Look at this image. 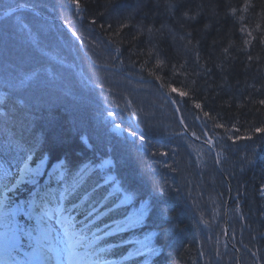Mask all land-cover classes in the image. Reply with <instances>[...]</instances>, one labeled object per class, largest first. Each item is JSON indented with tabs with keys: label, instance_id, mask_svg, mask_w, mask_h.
I'll use <instances>...</instances> for the list:
<instances>
[{
	"label": "trees",
	"instance_id": "trees-1",
	"mask_svg": "<svg viewBox=\"0 0 264 264\" xmlns=\"http://www.w3.org/2000/svg\"><path fill=\"white\" fill-rule=\"evenodd\" d=\"M5 2L40 13L17 10L33 16L29 35L41 47L33 57L32 40L18 45L31 53L23 71L34 60L45 69L48 50L60 47L87 66L81 76L61 70L71 90L37 81L28 87L35 100L14 87L0 100V230L31 188L16 185L20 166L61 159L64 174L49 195L62 194L79 239L92 240L106 264H237L225 241L229 194L227 238L240 264H264V0H0V14ZM55 14L82 40L58 32ZM92 80L120 104L151 105L139 107L137 131L124 107L115 122L122 133L106 125L88 92ZM159 84L218 166L187 140ZM8 86L0 81V90ZM130 136L145 144L133 147Z\"/></svg>",
	"mask_w": 264,
	"mask_h": 264
},
{
	"label": "rangeland",
	"instance_id": "rangeland-1",
	"mask_svg": "<svg viewBox=\"0 0 264 264\" xmlns=\"http://www.w3.org/2000/svg\"><path fill=\"white\" fill-rule=\"evenodd\" d=\"M28 19L32 20L33 17L29 16ZM20 21H22V20H20ZM36 26H37L39 31L46 33V31L44 29V25H37L36 24ZM10 33L12 35H16L17 29L12 26V29H10ZM85 36H88V35H84V37ZM76 37H77V40L72 38V40L75 43H76V41L78 43V41L82 40V37L80 35H76ZM18 38H20V37H17L16 40ZM14 39H15V37L12 39V41L14 42L13 46L16 47L17 43H15ZM71 45H72L71 42H69V47H71ZM31 46L32 45L30 44V47ZM13 52L18 53L21 51H20V49H13ZM57 52L59 54H61V53L64 54L66 52V50L64 48L60 47V48H57ZM2 53H3V51H2ZM32 53L34 54L35 50ZM59 54H57L56 58L62 60L65 63L64 65H62L64 69H72L71 64H74V72H77V74L79 76H81V74L83 75V72H84L83 68L87 66V63H85L83 65V59H82L83 56L82 57L79 56L78 60H76L74 63V61L73 62H71L69 60L67 62L64 61L65 59L62 56H60ZM37 55L41 56L39 51H37ZM51 55H54V53H51ZM73 55L75 56V53ZM0 56H1V54H0ZM52 57H54V56H52ZM3 59L6 63H4ZM47 59H49V58L47 57ZM28 61H29V58L24 57L23 60H21L19 62L20 68H18V67L11 65V60L8 59V57L4 56V54H3L2 59L0 60V70L2 72V75L5 77V80H7V82H10L11 84L17 85L18 83L23 84V83H27V82L32 81V80H36V79H38V77H40L42 80H44L45 77H51L49 75L50 71H48V70L44 69V70H41L38 72H36V70H34L36 67L35 60L31 64H29L28 66L25 67V68H28L29 72L23 71L22 66L25 63H27ZM50 68L52 70V67H50ZM55 68L59 69L58 66H56ZM8 69L12 70L14 72V74L10 75ZM90 73L93 74V77L97 76V73L95 71H92V69L90 70ZM39 74L43 77H41ZM47 75H49V76H47ZM57 77L58 78L60 77L59 74H57ZM120 81L121 80H118L117 82H120ZM87 83H89L92 86V87L89 86L91 91L89 90L88 92H93V94L95 95V97H93V101L97 104V106H99V112H98L99 114L98 115L103 119V121H105V123L107 122L109 124L111 129L119 130V129H117L118 127L116 126L115 122L122 119V115L118 114V109L119 108L122 109V107H124L125 110L127 109L126 114L129 115V116H127V118L132 120L130 122V124L133 125L134 130H131V131H137L138 130L136 128L138 127L137 126V122H138L137 113H138V115L140 113L139 107L141 109H143L144 107L151 108L150 104L138 106L137 104L132 103L131 101H129L130 103H128V104H120V102L116 99L117 97L116 98L115 97L110 98L109 96H107V98H108L107 99L104 95L105 91L104 92L101 91L102 87L98 84V82L96 80L88 81ZM25 86H24V89H25L24 94L27 96V98L32 99L33 98L32 94L27 90L29 88L25 87ZM133 86L134 85L132 83V87ZM96 88H98V89L96 90ZM50 92L51 91H49L48 94ZM110 113H111V115H110ZM109 120H115V121H109ZM119 131H120V133H122V130H119ZM139 131L142 132V130H139ZM126 140L128 141V144L132 143V144H134L133 147L136 146V143H134V141L132 142V140H130V138H126ZM123 151L126 154L127 153L130 154V152L125 151V149H123ZM108 152H109V150H108ZM111 153L112 152L110 151V155H111ZM200 157H203V156L200 154ZM105 163L109 164L110 162H109V160H107V162H105ZM107 166L108 165H106V166L102 165V167H107ZM43 168H44V162L43 161L38 162V164L35 166L26 164L22 167L19 178L17 181L23 182L25 180H28L30 177V181L35 182L41 176L42 172H44ZM56 174L60 175V172L56 171ZM46 176H50V172H47ZM35 213L37 214V211H35ZM55 214H56V212L51 210V212L48 214V217L45 218L46 227L45 228L44 227L38 228V229H40L38 232H41L43 235L42 234H40V236L35 235V238H34L35 244H33L34 246L31 250H34V249L36 250L39 248L45 250L46 254L50 256V258H49L50 264H65L63 258L68 257V255L72 256V262L74 264H93L92 263L93 261L91 259V257H92L91 254L89 255L87 251H84L85 249H82L81 247L79 248L77 246V243H73L72 239L67 236V232L65 231V229H66L65 218L62 216H56ZM37 215H38L37 218L41 217L40 214H37ZM45 233H47V235H45ZM38 236H39V238H38ZM38 241L43 244V247L40 244H38ZM46 242H48V243H46ZM69 244H71V246H69ZM31 250L28 251V253L25 256L26 264H34L30 260L31 257H29Z\"/></svg>",
	"mask_w": 264,
	"mask_h": 264
},
{
	"label": "bare ground",
	"instance_id": "bare-ground-1",
	"mask_svg": "<svg viewBox=\"0 0 264 264\" xmlns=\"http://www.w3.org/2000/svg\"><path fill=\"white\" fill-rule=\"evenodd\" d=\"M55 15H56L57 18H53V20H55L53 22V26L54 27L57 26L59 23H63V20L61 19V17L59 15H57V14H55ZM66 22H67V20H66ZM63 33H64V30H63ZM57 42H61V41L57 40ZM27 54H28V56L29 55L31 56V53H27ZM13 57L14 58L11 60V65L20 68L19 62L21 60H23L24 57H27V55L26 56L23 55V57L20 56V55H13ZM89 60H91V59L89 58ZM23 68H24V65L22 66V69ZM11 91H14V89L12 87L9 88V86L7 87V90H3V95L1 97V100L7 94V92H11ZM26 99H29V98H26ZM29 100H31V99H29ZM49 258H50L49 255H47L44 252H41L40 250H37L36 254H34V253L31 254V260L34 261L36 264H50Z\"/></svg>",
	"mask_w": 264,
	"mask_h": 264
},
{
	"label": "snow or ice",
	"instance_id": "snow-or-ice-1",
	"mask_svg": "<svg viewBox=\"0 0 264 264\" xmlns=\"http://www.w3.org/2000/svg\"><path fill=\"white\" fill-rule=\"evenodd\" d=\"M72 2L75 3L77 7H79V2H78V0H72ZM159 63H160V62L158 61V64H159ZM171 90H172L173 92H178V90L175 89V88H172ZM179 95L184 96V95H186V93L180 91V92H179ZM261 103H264V101H261ZM196 107L199 108L200 105H196ZM110 115H111V113H110ZM205 115H208V114L205 113ZM257 131H264V129H258ZM126 198H127V197H126ZM53 211H55V210H53ZM45 215H47V210H44L43 213H42V215H41V217L39 218L41 222H43V218H44ZM62 222H63V221H62ZM65 231L67 232V229H65ZM45 235H47V233H45Z\"/></svg>",
	"mask_w": 264,
	"mask_h": 264
}]
</instances>
